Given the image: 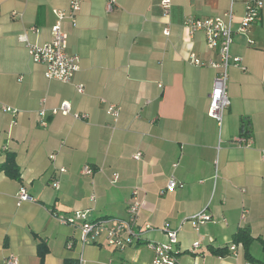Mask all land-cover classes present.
I'll list each match as a JSON object with an SVG mask.
<instances>
[{"label":"crops","instance_id":"crops-1","mask_svg":"<svg viewBox=\"0 0 264 264\" xmlns=\"http://www.w3.org/2000/svg\"><path fill=\"white\" fill-rule=\"evenodd\" d=\"M163 1L83 0L76 26L61 24L67 52L79 59L71 81L61 83L45 79L20 37L47 45L53 11L66 12L69 0H0V264L11 256L17 264H75L80 255L84 264H152L146 242L121 250L103 239L81 246L78 230L52 215L79 211L91 221L122 219L133 190L141 227L178 229V264H263L264 5L246 35H233L230 53L241 67L228 70L230 105L218 127L207 116L216 72L190 61V55L217 61V51L206 48L201 32L189 35L186 21L231 10L236 31L249 0H166L168 15ZM64 101L87 118L50 115ZM108 105L120 109L116 121L106 114ZM8 156L18 180L1 169ZM84 166L90 176L82 174ZM171 178L177 186L168 191ZM20 189L32 201L17 205ZM202 211L211 221L198 230L181 224ZM244 228L256 240L248 249L253 262L231 242ZM144 239L165 242L159 231ZM194 242L200 246L191 252ZM39 245L46 249L42 259ZM210 249L227 253L219 257Z\"/></svg>","mask_w":264,"mask_h":264},{"label":"built area","instance_id":"built-area-1","mask_svg":"<svg viewBox=\"0 0 264 264\" xmlns=\"http://www.w3.org/2000/svg\"><path fill=\"white\" fill-rule=\"evenodd\" d=\"M83 0H69L68 10L66 12L54 10L53 14L56 18L54 25L51 27L52 39L49 43L44 45H37L28 40L26 35L20 37L25 44L28 55L34 64L41 65L44 68V77L47 80H54L61 83H68L73 78L75 72L79 69V59L67 52V36L62 31L61 24L67 20L70 24L76 26L77 13L80 10V5ZM115 0H109V5H112ZM264 0H249L245 5V13L236 31L232 29L233 15L232 11L226 13L220 18H207L201 20L188 19L186 27L189 35L194 32H201L204 36L206 48L209 51H217L218 60H209L203 63L194 55H190V61L196 67H211L216 72L213 80V87L209 95V104L207 109V116L215 121L218 127L223 121L224 112L228 109L230 101L226 92V82L228 77V70L230 67L240 68L241 59L233 57L230 53V46L233 41L235 33L246 35L249 28L254 25L259 15L262 12ZM164 15H168L170 9L169 1L164 0L161 3ZM32 34L37 33L35 28L29 29ZM165 36L169 35L168 29L163 31ZM77 93L83 92V87L78 85L76 87ZM4 110H7L6 108ZM11 116L15 117V109H8ZM106 114L116 121L120 114V109L113 105L106 107ZM42 126L45 125V110H40L39 114ZM50 115H72L77 120H84L85 115H78L72 113L71 104L67 101L60 103L56 108L50 110ZM13 123V122H12ZM14 124V123H13ZM238 143L249 146V139L239 137L236 140ZM140 153L133 156L134 160H139ZM63 172V170H61ZM82 174L90 176L92 170L89 166H84ZM176 181L171 178L167 183L166 189L172 191L176 188ZM54 188L58 189V185L54 184ZM132 203L126 209L125 218H103L95 221L88 219L85 212H73L68 215L60 213H52L55 220L63 226L71 227L78 230V243L81 246L95 245L99 239H103L108 247L113 250H121L123 247L137 245L141 242H146V245L151 248L153 253L152 264H178V251L176 246L178 244V229L171 227L168 223H164L161 227L156 228L151 225H139V201L138 192L133 190L131 194ZM17 205L23 202L32 201L24 189H20L16 196ZM245 212L242 213L241 219L244 220ZM77 220L80 224L77 225ZM211 221V217L204 211L197 213L182 221V225L189 224L194 230H198L207 222ZM151 231H159L164 235L165 242H147L144 239V234ZM198 242L192 243L191 252L199 249ZM73 247V243L69 242L67 248ZM235 246L229 248L230 252L234 251ZM83 258L80 255L75 264H84ZM6 264H17L15 257H10Z\"/></svg>","mask_w":264,"mask_h":264},{"label":"trees","instance_id":"trees-1","mask_svg":"<svg viewBox=\"0 0 264 264\" xmlns=\"http://www.w3.org/2000/svg\"><path fill=\"white\" fill-rule=\"evenodd\" d=\"M1 169L11 179L18 180L19 172H18V169H17L16 164L14 163V160L12 157H10V156L7 157L6 161L2 164ZM254 241H256V240H254L250 236L248 231L244 228V229L239 230L238 232H236L233 235L231 242H233L234 245L240 244L244 249V254H245V257L247 258V260H249L250 262H253L254 260L251 257V255L248 253V249ZM259 242L261 244L262 252L264 253V240H259ZM45 252H46L45 247L42 245H39L38 246V255H39L40 259H42L44 257ZM210 252L213 255H216L219 257H223L227 253L226 250H217V249H210ZM65 264H69V262H65ZM263 264H264V262H263Z\"/></svg>","mask_w":264,"mask_h":264},{"label":"rangeland","instance_id":"rangeland-1","mask_svg":"<svg viewBox=\"0 0 264 264\" xmlns=\"http://www.w3.org/2000/svg\"><path fill=\"white\" fill-rule=\"evenodd\" d=\"M80 222H81L80 220H77L76 224H77V225H79V224H80Z\"/></svg>","mask_w":264,"mask_h":264}]
</instances>
